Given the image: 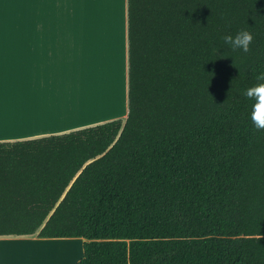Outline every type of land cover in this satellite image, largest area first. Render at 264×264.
Here are the masks:
<instances>
[{
	"label": "trees",
	"instance_id": "trees-1",
	"mask_svg": "<svg viewBox=\"0 0 264 264\" xmlns=\"http://www.w3.org/2000/svg\"><path fill=\"white\" fill-rule=\"evenodd\" d=\"M241 28L248 54L222 40ZM126 38L124 121L0 143V236L81 239L74 264H264V131L241 95L264 0H126Z\"/></svg>",
	"mask_w": 264,
	"mask_h": 264
},
{
	"label": "crops",
	"instance_id": "crops-1",
	"mask_svg": "<svg viewBox=\"0 0 264 264\" xmlns=\"http://www.w3.org/2000/svg\"><path fill=\"white\" fill-rule=\"evenodd\" d=\"M97 60L102 65L94 66ZM113 62L121 67L114 75L122 78L124 111L102 119L94 118L98 111L75 109L82 99L79 84L81 78L85 82L87 65L99 98L113 88L106 71ZM126 95V0H0V143L124 121ZM94 101L93 96V105ZM70 239L78 238L0 236V264H70L67 249L59 250L61 257L56 258L52 255L58 256V248L20 246ZM35 250L41 258H35Z\"/></svg>",
	"mask_w": 264,
	"mask_h": 264
},
{
	"label": "rangeland",
	"instance_id": "rangeland-1",
	"mask_svg": "<svg viewBox=\"0 0 264 264\" xmlns=\"http://www.w3.org/2000/svg\"><path fill=\"white\" fill-rule=\"evenodd\" d=\"M94 66H100L102 65L101 61H96ZM88 67L86 68V78H85V82H83L82 78H81V82L79 84V89L82 90L83 94H82V99L79 100L78 102H76L75 104L77 106H81V107H85L87 110L91 107L92 109V99L94 96V110L97 112V114L100 115H96L97 117L94 118H105L112 113V115H115L116 113L118 115H120L121 112L124 111V102H123V85H122V78H117L115 79V75H114V69L117 68L118 73H119V68L121 71V67H120V63L118 66H116V63L113 62L110 63L109 68H106L107 73L111 76L109 79L112 80L113 78V88L105 93H101L100 95L98 94L99 98H96L95 96V91H93V89H95V87L93 88L94 81L92 78V74H91V70H90V65H87ZM105 73V72H104ZM108 81V83H109ZM91 85V86H90ZM110 85V84H108ZM97 95V94H96ZM111 98V99H110ZM90 105V106H89ZM83 109V108H82ZM89 112V110L87 111V113ZM91 112V111H90ZM115 113V114H114ZM92 118V119H94ZM99 125V124H98ZM80 239H70V241L68 242H59V243H36L37 245H33L34 243H26V244H21L20 246H23L27 249H37V246L39 248L42 249H56L58 248V256L56 254H53V257H61V252L59 250H61L62 248L69 250V262L70 264H74L76 262V260L78 259L79 255H80ZM57 250V249H56ZM46 251V250H45ZM38 252V255L35 254V258H41L40 257V251L35 250V253ZM45 257V256H43ZM43 261V259H42Z\"/></svg>",
	"mask_w": 264,
	"mask_h": 264
},
{
	"label": "clouds",
	"instance_id": "clouds-1",
	"mask_svg": "<svg viewBox=\"0 0 264 264\" xmlns=\"http://www.w3.org/2000/svg\"><path fill=\"white\" fill-rule=\"evenodd\" d=\"M222 40L231 51L248 54L251 51L250 46L253 41V35L247 28H241L235 35L231 33L224 34ZM214 51L216 50L214 49ZM254 81L242 91L241 95L252 101L250 106L252 126L258 131H264V72L255 75Z\"/></svg>",
	"mask_w": 264,
	"mask_h": 264
},
{
	"label": "bare ground",
	"instance_id": "bare-ground-1",
	"mask_svg": "<svg viewBox=\"0 0 264 264\" xmlns=\"http://www.w3.org/2000/svg\"><path fill=\"white\" fill-rule=\"evenodd\" d=\"M95 95H96V94H95ZM110 99H111V98H110ZM76 106H77V105L75 104V105H74V108L77 109L78 111H81V110H82V111H85V112H86V111L89 110V112H90V111L94 110V108H93V107H94L93 103H92V109H91V107H90L88 110H87L85 107H84V109H82L83 107H81V106L76 107Z\"/></svg>",
	"mask_w": 264,
	"mask_h": 264
}]
</instances>
